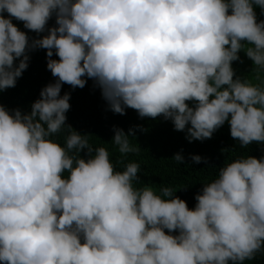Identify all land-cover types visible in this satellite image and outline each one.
Listing matches in <instances>:
<instances>
[{
    "label": "clouds",
    "instance_id": "9594fccd",
    "mask_svg": "<svg viewBox=\"0 0 264 264\" xmlns=\"http://www.w3.org/2000/svg\"><path fill=\"white\" fill-rule=\"evenodd\" d=\"M254 6L264 15V0H0V90L15 86L36 48L58 78L28 113L0 105V262L242 264L261 250L264 156L226 163L190 210L170 188L134 189L139 165L114 170L104 147L65 124L70 93L60 95L62 84L83 88L87 77L113 113L163 115L189 142L226 121L241 147L264 142V87L234 79L231 66L244 49L264 70ZM12 18L47 34L30 43ZM62 128L63 147L50 139ZM132 135L114 128L112 142L134 152ZM172 159L184 162L181 153Z\"/></svg>",
    "mask_w": 264,
    "mask_h": 264
},
{
    "label": "trees",
    "instance_id": "16d2710c",
    "mask_svg": "<svg viewBox=\"0 0 264 264\" xmlns=\"http://www.w3.org/2000/svg\"><path fill=\"white\" fill-rule=\"evenodd\" d=\"M254 10L257 21L264 20L261 9L254 6ZM3 15L8 16L6 12ZM12 22L27 34L30 43L32 39L47 34V32L37 34L25 29L24 22L15 18H12ZM53 26H56L55 15L49 19L46 28ZM249 46L251 45L245 44V47ZM46 51V49L36 48L28 52L30 57L28 67L17 78L14 87L0 90V105L10 112L14 109H19L22 113L31 111V104L39 98L41 89L58 79L47 69ZM238 56L239 59L232 61L231 64L234 79L239 77L250 84L264 87V70L255 68L244 49L238 52ZM51 59H59L55 51ZM18 62L17 59L14 63ZM82 78L86 80L83 88H73L66 83L61 86V96L66 92L70 93V108L65 113V124L71 125L82 135H87L88 143L93 149L104 147L109 153L114 170L123 171L129 163L138 164L137 178L132 181L134 189L148 186L154 193L160 195L161 189L170 188L174 196H179L184 200L191 210L196 204V194L202 191L205 183L217 178L219 169L226 163L248 155L256 158L264 156V142L253 141L241 147L239 141L231 137L227 121L213 132L211 138L189 142L186 139V129L184 131L175 130L171 120H165L163 115L156 118H142L132 108H126L123 115L113 113L93 79ZM186 103L190 106L194 104L193 101ZM114 128L123 129L125 133H128L129 129L133 130V135L128 139L130 146L136 149L134 152L121 153L119 151L118 146L112 142ZM66 135L67 131L62 128L50 139L63 147ZM176 153L183 155V163L172 159ZM68 154L70 156L80 155L86 160L89 158L87 149L81 150L80 153L73 149ZM193 155H199L202 160L195 163L191 159ZM64 175L67 176V172ZM165 232L168 233V230L165 229ZM170 234L178 235L179 231L174 230ZM229 264L232 262L229 261ZM242 264H264V246L255 252L251 259L244 260Z\"/></svg>",
    "mask_w": 264,
    "mask_h": 264
}]
</instances>
